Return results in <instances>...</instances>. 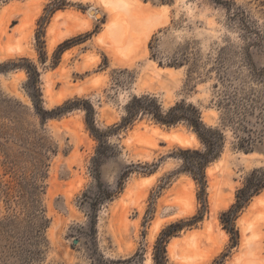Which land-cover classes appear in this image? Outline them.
Masks as SVG:
<instances>
[{
	"label": "rangeland",
	"instance_id": "rangeland-1",
	"mask_svg": "<svg viewBox=\"0 0 264 264\" xmlns=\"http://www.w3.org/2000/svg\"><path fill=\"white\" fill-rule=\"evenodd\" d=\"M61 1L0 0V264H155L177 223L166 264H264V189L227 218L264 173V0ZM32 67L42 110L79 104L41 118ZM143 95L223 134L205 187L182 169L202 149L185 124L112 131Z\"/></svg>",
	"mask_w": 264,
	"mask_h": 264
},
{
	"label": "trees",
	"instance_id": "trees-1",
	"mask_svg": "<svg viewBox=\"0 0 264 264\" xmlns=\"http://www.w3.org/2000/svg\"><path fill=\"white\" fill-rule=\"evenodd\" d=\"M62 1L57 0L55 9L62 6ZM232 9V8H231ZM236 16V12L234 13ZM249 62V60H247ZM246 61L245 63L248 64ZM29 74V81L27 82L31 90V99L34 107L41 118L59 116L65 112H69L76 107L79 102H67L62 107H57L51 111H44L39 107V90L37 88L39 74L35 67L27 68ZM254 76L256 75L253 73ZM234 105L235 110L238 111V105L228 98V103L225 106ZM125 114L118 126L112 131L128 128L137 118L147 116L155 124L165 127H172L177 124H185L197 137L202 145L201 150L179 149L180 159L182 161L183 172L192 175L193 179L198 181L202 187H205V169L213 161L217 160L222 152L223 134L215 129L206 127L200 117V112L192 105H187L184 102L176 103L175 105L163 109L158 101L150 96L143 95L140 97H132L126 104ZM229 111V110H227ZM88 118V112H87ZM91 131H94L93 128ZM111 132V131H110ZM100 141L101 138L98 132L93 135ZM100 147L97 149V156H100ZM264 189V173L257 170L253 171L246 180L245 186L236 195V204L233 210L227 215L228 221L233 220V214L241 207L245 206L253 195L259 193ZM182 227V223H177L169 226L164 232L162 239L157 243V249L154 257L155 264H166L164 258V238L171 235V230H177Z\"/></svg>",
	"mask_w": 264,
	"mask_h": 264
},
{
	"label": "bare ground",
	"instance_id": "bare-ground-1",
	"mask_svg": "<svg viewBox=\"0 0 264 264\" xmlns=\"http://www.w3.org/2000/svg\"><path fill=\"white\" fill-rule=\"evenodd\" d=\"M115 4V5H114ZM104 5V7H106V8H108L107 6H105L106 4L104 3L103 4ZM114 5V6H113ZM108 6H110V5H108ZM115 6L117 7V8H120V9H125V10H128V8L130 9L131 8V6L132 7H134L133 9H135V8H137L138 9V11L140 12V14L142 15V16H150L151 14L149 13V10L147 9V8H145V7H143L139 2H137V1H135V2H130L129 0H114V3L112 4L111 3V7H112V9L114 10V8H115ZM114 7V8H113ZM111 8L109 7V10H110ZM133 9L131 8V10L133 11ZM136 9V10H137ZM106 11H107V9H105ZM119 10V9H118ZM112 11V10H111ZM114 11H116V9L114 10ZM123 12V11H122ZM125 12V11H124ZM126 12H128V13H130L129 11H126ZM116 13V12H115ZM114 12H113V15L115 14ZM112 14V13H111ZM133 14V13H132ZM139 14V13H138ZM89 15L90 16H92V17H94V18H99V13H97V12H94L92 9H90L89 10ZM57 16H60V14L58 13L57 15H56V17ZM116 29V28H115ZM173 138H176V139H178V141L179 142H181L182 144L185 142V139L184 138H181V137H179V136H174ZM180 143V144H181ZM173 243H175V242H173ZM170 246V245H169ZM172 246H173V244H172ZM171 246V247H172Z\"/></svg>",
	"mask_w": 264,
	"mask_h": 264
}]
</instances>
